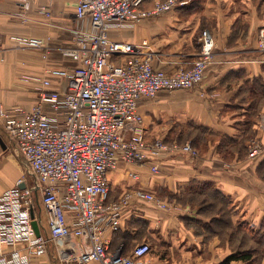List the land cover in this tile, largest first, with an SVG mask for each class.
Wrapping results in <instances>:
<instances>
[{"label":"crops","instance_id":"1","mask_svg":"<svg viewBox=\"0 0 264 264\" xmlns=\"http://www.w3.org/2000/svg\"><path fill=\"white\" fill-rule=\"evenodd\" d=\"M29 1L31 8L24 20L22 0H0V103L8 108L34 105L41 90L33 81L47 77V69L76 66L65 55V50L73 46L79 27L74 3ZM158 1L163 0H147L146 8L152 9ZM42 7L49 8L51 18L39 12ZM263 28L264 0H188L184 6L143 20L134 28L111 32L113 40L134 45L147 42L155 69L167 73L193 66L200 54L203 30H209L216 41L213 61L200 86L160 92L155 98L141 100L147 140L161 139L172 144L177 141L175 130L190 123L207 127L219 137L243 139L242 126L247 115L243 104L264 93V53L258 49V34ZM20 36L43 38L48 48L37 51L22 47L15 40ZM256 81L260 82L257 90ZM66 88L65 79L52 78L48 90L64 92ZM261 118L264 119V110ZM259 138L264 145V131H259ZM12 147L4 129H0V154H8L6 158L11 162ZM260 165L264 166V158L253 161L248 153L240 158H222L217 143L197 158L164 157L158 175L151 172L149 164L121 162L109 174V201L119 200L128 190L142 189L169 203L172 210L144 202L135 204L124 214L121 233L109 236L111 249L123 247V254L130 255L138 244L148 243L152 251L142 264H220L234 253L233 246L242 243L240 231L254 230L264 235V177L259 175ZM132 174L138 179H133ZM194 183H212L230 199L232 218L227 236L216 235L206 242L205 226L210 219L198 209L177 203L175 197ZM14 185L6 183L0 173V195ZM38 214L42 218V234L47 236V215L43 209ZM248 235L252 237L253 233ZM245 240L249 241V237ZM84 243L73 240L71 248L77 253L87 251ZM50 255L53 264H62L55 258L53 246Z\"/></svg>","mask_w":264,"mask_h":264},{"label":"built area","instance_id":"2","mask_svg":"<svg viewBox=\"0 0 264 264\" xmlns=\"http://www.w3.org/2000/svg\"><path fill=\"white\" fill-rule=\"evenodd\" d=\"M70 1L79 27L65 55L76 66L49 68L47 77L35 79L33 83L41 91L30 108H8L0 103V125L34 180L33 186L20 181L0 195V264H53L52 246L62 264H142L152 251L148 243L138 244L130 255H124L123 247L111 249L109 236L122 230L124 214L135 204H154L166 211L172 206L142 189L128 190L119 200L109 201V174L123 162L149 164L158 175L164 157H199L190 142H149L140 102L160 92L200 86L213 61L216 41L205 30L193 66L167 73L155 69L147 42L134 45L110 35L165 15L186 2L163 0L145 9L147 0ZM22 4L21 18L25 20L30 1L22 0ZM39 12L52 17L47 7ZM15 40L37 51L48 48L43 38L20 36ZM258 49L264 53V28L258 34ZM52 78L65 79L66 91H49ZM260 126L264 128V124ZM263 155V143L252 140L249 158L257 160ZM131 177L138 179L136 174ZM42 209L49 225L47 236L42 234L38 214ZM73 240L85 241L89 249L74 252Z\"/></svg>","mask_w":264,"mask_h":264},{"label":"trees","instance_id":"3","mask_svg":"<svg viewBox=\"0 0 264 264\" xmlns=\"http://www.w3.org/2000/svg\"><path fill=\"white\" fill-rule=\"evenodd\" d=\"M182 1L188 3V0ZM144 8L148 9L146 5H144ZM205 30H203L202 33ZM259 84V81L254 83L256 90ZM243 106H246L244 109L247 112L242 126L245 136L243 139L219 137L207 127L200 126L196 123H190L183 126L181 129L175 130L176 142L179 144L190 142L198 153H203L210 145L217 143V151L222 158L229 160L236 156L239 158L243 157L248 153V142L251 139L259 138L257 126L260 125L261 113L264 110V93L253 100H248ZM263 167V165L259 166V175L262 177H264ZM175 198L177 199V203L190 206L195 210L198 209V212L202 216L210 219V222L205 226L206 242H210L216 235H228V228L230 227L232 218V212L230 210L231 201L212 183H194L191 187L183 191L179 197ZM238 230L240 229L238 228ZM240 232H243L241 234L242 243L233 246L235 249L234 253L220 264H234L235 262L261 264L264 257V235L256 234L254 230H242ZM248 232H252L253 236L250 237ZM119 233H121V231L117 234ZM126 237L129 236L126 235ZM248 237L249 241L246 242L245 239Z\"/></svg>","mask_w":264,"mask_h":264},{"label":"rangeland","instance_id":"4","mask_svg":"<svg viewBox=\"0 0 264 264\" xmlns=\"http://www.w3.org/2000/svg\"><path fill=\"white\" fill-rule=\"evenodd\" d=\"M260 125H263L264 124V119L261 118V121L259 122ZM257 126V129L259 131H264L261 126ZM0 129H2V126H0ZM252 140H257L259 141L260 143H262L261 139L258 138V139H251L247 146H248V149H249V143L252 141ZM177 143V142H175ZM12 149H14L13 152H11V159H12V162L7 159L6 157H8V154H4V155H1L0 154V173H1V176L4 177V180L6 183H14V187H17V184L20 182V181H26V184H28L27 186H33V183H34V180L33 178L31 177V175H29V171L27 170L28 168L26 163L22 160V158H20L19 154H18V151L15 149V147ZM248 158H249V150H248ZM264 158V155L257 159V160H260ZM250 159V158H249ZM252 160V159H251ZM257 160H253V161H257ZM26 165V166H25Z\"/></svg>","mask_w":264,"mask_h":264},{"label":"water","instance_id":"5","mask_svg":"<svg viewBox=\"0 0 264 264\" xmlns=\"http://www.w3.org/2000/svg\"><path fill=\"white\" fill-rule=\"evenodd\" d=\"M1 143H2V140H1ZM21 187L24 188L25 185H22ZM33 225H34V228L36 230V233L39 235L40 231H39L38 223L36 221H34Z\"/></svg>","mask_w":264,"mask_h":264}]
</instances>
